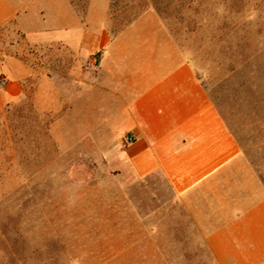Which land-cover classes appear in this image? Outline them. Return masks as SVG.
<instances>
[{
    "label": "crops",
    "instance_id": "crops-1",
    "mask_svg": "<svg viewBox=\"0 0 264 264\" xmlns=\"http://www.w3.org/2000/svg\"><path fill=\"white\" fill-rule=\"evenodd\" d=\"M116 7L0 0V20L14 14L30 48L16 59L6 99L22 96L28 73L52 71L36 85L52 89L54 102L61 87L63 141L112 152L128 210L158 232L160 248H201L214 264H264V159L239 142L160 18L129 12L113 33Z\"/></svg>",
    "mask_w": 264,
    "mask_h": 264
},
{
    "label": "rangeland",
    "instance_id": "rangeland-1",
    "mask_svg": "<svg viewBox=\"0 0 264 264\" xmlns=\"http://www.w3.org/2000/svg\"><path fill=\"white\" fill-rule=\"evenodd\" d=\"M129 12L160 18L239 142L264 159V0H117L110 31ZM14 18L0 20V264H214L201 248L158 246L128 210L110 150L63 141L61 87L54 102L36 85L52 71L28 73L22 96L6 99L30 49Z\"/></svg>",
    "mask_w": 264,
    "mask_h": 264
},
{
    "label": "built area",
    "instance_id": "built-area-1",
    "mask_svg": "<svg viewBox=\"0 0 264 264\" xmlns=\"http://www.w3.org/2000/svg\"><path fill=\"white\" fill-rule=\"evenodd\" d=\"M4 85H5V81H2V82L0 83V86L3 87ZM129 142H131V139H129V138H125V139H124V143H125V144H127V143H129Z\"/></svg>",
    "mask_w": 264,
    "mask_h": 264
},
{
    "label": "clouds",
    "instance_id": "clouds-1",
    "mask_svg": "<svg viewBox=\"0 0 264 264\" xmlns=\"http://www.w3.org/2000/svg\"><path fill=\"white\" fill-rule=\"evenodd\" d=\"M77 264H78V262H77Z\"/></svg>",
    "mask_w": 264,
    "mask_h": 264
}]
</instances>
